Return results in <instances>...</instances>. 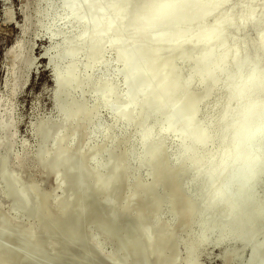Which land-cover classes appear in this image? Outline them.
<instances>
[{"label": "bare ground", "instance_id": "6f19581e", "mask_svg": "<svg viewBox=\"0 0 264 264\" xmlns=\"http://www.w3.org/2000/svg\"><path fill=\"white\" fill-rule=\"evenodd\" d=\"M29 2L0 94V264H174L181 249L185 264H197L209 246L231 242L250 250L245 264H264V24L256 39L238 37L257 30L262 11L238 3L234 12L232 0H47L37 14L58 9L47 26L60 51L44 53L58 117L34 131L44 116L31 123L38 146L29 174L13 166V146L31 147L20 145L17 107L35 65L22 82L33 62L20 41L34 29ZM89 92L96 103L86 108ZM100 108L111 109V127L88 133ZM120 122L121 133L138 127L127 154ZM104 133L110 146L86 148ZM28 150L17 159L26 162ZM24 214L33 221L20 228Z\"/></svg>", "mask_w": 264, "mask_h": 264}, {"label": "rangeland", "instance_id": "374dc122", "mask_svg": "<svg viewBox=\"0 0 264 264\" xmlns=\"http://www.w3.org/2000/svg\"><path fill=\"white\" fill-rule=\"evenodd\" d=\"M46 1L47 0H33V1L30 0L29 11L31 12L30 14L35 16L34 29L29 32L30 34L28 33L30 38H28L27 41L23 40V39L20 40L21 44L25 43L27 45V43H28L27 49L25 52V56L28 54V56H26L27 59H29V57H30V59L33 58V59H31V61H33L31 63V66H29L28 68H24V71L22 72L23 74L21 73L22 74L21 78L23 77L22 82L25 80L24 78L27 77V75H28L29 71L31 70L32 66L34 65V61H35V65L31 71V74H30L29 83L26 86L23 94H21V96L19 97L18 102H17L18 113H19L20 118H21V125L19 127L20 145L23 142H27L31 147L29 149L28 147H26L25 144H23L21 151L18 152L17 149L15 148V145L13 146V155L15 156L13 166L17 172H20L23 170L20 168H24L25 166L26 167L28 166L29 168L28 167L27 168L29 169V172L33 170L29 174H33V172L35 173V171L37 169V162L34 159L36 150H34V149H37V146H38L37 138H35V140H34L31 137V133H30L31 123H33L37 117L41 116V114H42V116H44V117H40V118L36 119V121H35L36 123H34L35 125L33 126V131H34L37 124L40 121H42V120L46 121V122L53 121L58 117V107H57L58 102H57L56 96H55V103L56 104H54V106H56L55 112H53V110H52L53 109L52 108V101L50 98V93L52 91V83H51V77H50V70L47 68V60L44 57V53L47 50H48V52H46V54H48L50 57L53 56L55 53L60 51V49H59L60 47H57L59 45L58 42H60L59 39H54V41L55 40L56 41L55 42L53 41L52 35H49L52 33V28L47 26L49 15H50V17H52L53 15H55V13H57L56 11H58V9L56 10L55 9L56 6L53 7L54 5L52 6L53 9L50 6V7H48L47 10H44L42 12V14L39 16L37 14V12L39 10L40 11L43 10V8L45 7ZM232 1L234 3V6H235L234 12H237V10H239V4L238 3H247L251 8L256 7L260 10V12L262 11L261 16L263 17V22L261 23V25H259L257 30H255V31L248 30L245 33L240 34L241 36L240 35L238 36L239 38H242L244 35H246L251 40L256 39V35L258 34V32L260 31V29L263 27V24H264V0H232ZM27 5H28V3H27ZM27 5H26V16L28 14ZM23 6H24V0H0V94H2L5 90V80L7 79V73H8V70L10 68L9 58H8L9 51L12 49V47L15 45V43L22 37L21 32L24 28ZM49 8H51V9H49ZM53 10L55 11V13H53L54 12ZM26 16H25V19H26ZM61 30L65 31L64 25L61 26ZM75 32L78 33V31H75ZM34 37H35V42H34L35 50H34V54L32 52L30 55V52L32 50H31V46L29 44H30V42H33L32 40H34ZM16 52H17V50L14 51V54ZM112 59H114V56L109 53L105 57L106 61H104V62L108 63V61H109V63H110L112 61ZM76 64L77 65H83L80 60L77 61ZM102 64L100 65L101 67L98 66L100 68L97 67V69H96V74H95L96 79H98L99 76L101 77V75L103 73L102 69L104 68V66H102ZM58 65H59V67H62L63 63H61L62 66L60 64H58ZM113 65H114V67L112 66V70H114L117 67L116 64H113ZM53 68L55 69L56 67H53ZM12 70L14 72V66H13ZM110 71H111V66L109 68V74H110L109 76L111 79ZM114 79H116V78H114ZM114 79H113V81H114ZM120 80H121L120 78H117V80H115L114 83L116 84V86H117V84L120 87L123 86L122 80L121 81ZM15 84H16V80L14 77V78H12L11 89H13ZM220 95H222L221 99L224 101L226 99V96L224 94H220ZM94 97L95 96L91 92L87 93L86 99L84 101L86 108H88V107L91 108L94 106L93 104L96 103V98H94ZM88 99H89V101H88ZM4 102H5V100H4ZM7 102H8V105H10V99L8 97H7ZM222 108L223 107H222V103H221L216 108H214V109L211 108L210 110H208V112H209L208 114H210V116H212V117H216V116H218L217 113L222 111ZM9 110L12 112L11 109H8V110H6V114L9 113V115H10L11 112H8ZM6 114H4V116ZM214 115H216V116H214ZM99 116H101V117H99ZM111 121H112L111 109L100 108L99 113L97 115V118L94 120L93 124L89 127V129L87 131H88V133H90V132L92 133L94 128L97 125H102L103 128L108 127V129H109V126L111 127ZM260 125H261L260 123L256 124V126H260ZM121 129H122V122L118 123L115 126L114 130H115L116 134H118V136L121 135V136H119V138H121L120 139L121 147H124V149H125L124 150L123 148L120 147L119 152L121 153L124 151L122 154H125L126 153L125 151H127V147H128L126 144H127V142L131 141L133 136H135L137 134L136 132L138 131V127L130 128L129 131L127 130L128 132L125 131L123 133H121L122 132ZM105 136H106L105 133L104 134H94L92 137L90 136L89 141L86 144V148H90V149L94 148L98 144L102 143L104 140H106V142H105V143H107L106 146H108V145L110 146L111 137L109 139H106ZM123 141H125V142H123ZM15 143H16V141H15ZM122 143H124V144H122ZM125 146H127V147H125ZM172 147H173V141L172 140L168 139V140L164 141V148L168 153H169V151H171ZM25 148L27 150L29 149L27 151L28 162H27V160H26V162H23V161L17 159V157H16V155L21 154ZM0 156H1V153H0ZM204 157H209V153H205ZM103 158H105V156ZM31 161H32V163H31ZM98 164L102 165L103 162L101 160H99ZM31 166H32V169H30ZM133 166L131 164L129 165V167H128L129 169L127 168V172H126L127 175H131L133 173V169H132ZM130 167L132 170L130 169ZM145 169L146 168H143L141 170V172L143 171V173L139 172L140 177H143L144 174L146 173V171H144ZM125 185H126L127 189L125 188ZM125 185L123 186V188L119 194L120 196H122L127 191H129V187H131L130 182L125 184ZM45 189H48V186H45ZM121 193H123V194H121ZM104 199L107 201L109 200L108 196H105ZM170 216H171V212H170L169 208L164 207L162 210V219H163L165 224H168V221L170 220ZM24 217H26L27 220H26V222L22 221V223H20V225H19L20 228L28 226L33 221V219L31 218L30 215L24 214ZM38 226H37V228H38ZM185 230L187 231V229H185ZM185 230L183 229L181 232V239H184L186 237L185 236V232H186ZM219 233L220 232H217V235ZM217 235L215 234V237ZM219 247H221V248H219ZM110 249H111V247L107 248L106 250L110 251ZM182 252H183V250L181 249L179 252V256H178L179 259L177 258V260L174 264H185L186 263L187 252L184 250L185 256L182 255L183 254ZM249 255H250V250L245 245L239 244L237 242H231L229 244H224L221 246L216 245V247L214 245H211L198 257L197 264H222V261H223V264H245ZM228 256L232 257V259H229Z\"/></svg>", "mask_w": 264, "mask_h": 264}]
</instances>
